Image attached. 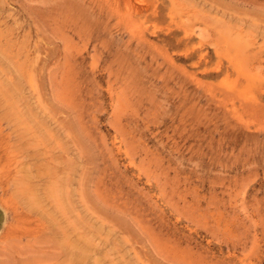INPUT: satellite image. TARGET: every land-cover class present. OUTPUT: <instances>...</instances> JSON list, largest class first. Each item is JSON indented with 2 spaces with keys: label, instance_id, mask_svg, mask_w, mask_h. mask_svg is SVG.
Listing matches in <instances>:
<instances>
[{
  "label": "rangeland",
  "instance_id": "obj_1",
  "mask_svg": "<svg viewBox=\"0 0 264 264\" xmlns=\"http://www.w3.org/2000/svg\"><path fill=\"white\" fill-rule=\"evenodd\" d=\"M0 264H264V0H0Z\"/></svg>",
  "mask_w": 264,
  "mask_h": 264
},
{
  "label": "trees",
  "instance_id": "obj_2",
  "mask_svg": "<svg viewBox=\"0 0 264 264\" xmlns=\"http://www.w3.org/2000/svg\"><path fill=\"white\" fill-rule=\"evenodd\" d=\"M2 211L0 210V225L2 224Z\"/></svg>",
  "mask_w": 264,
  "mask_h": 264
}]
</instances>
